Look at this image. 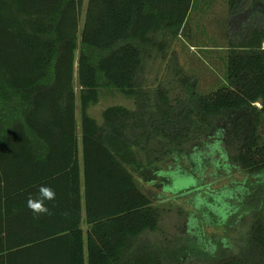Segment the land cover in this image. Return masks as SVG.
<instances>
[{
    "label": "trees",
    "instance_id": "trees-1",
    "mask_svg": "<svg viewBox=\"0 0 264 264\" xmlns=\"http://www.w3.org/2000/svg\"><path fill=\"white\" fill-rule=\"evenodd\" d=\"M193 3L88 0L80 30L83 0H0V264H264V11L229 0L241 31L218 88L180 66V91L144 76ZM104 88L134 107L99 123L89 107ZM178 172L197 182L174 185ZM41 185L56 199L37 217L27 199ZM167 191L193 207L178 237L157 234Z\"/></svg>",
    "mask_w": 264,
    "mask_h": 264
},
{
    "label": "rangeland",
    "instance_id": "rangeland-1",
    "mask_svg": "<svg viewBox=\"0 0 264 264\" xmlns=\"http://www.w3.org/2000/svg\"><path fill=\"white\" fill-rule=\"evenodd\" d=\"M258 1L250 0L253 4L249 16L255 17L257 14L259 15V12L264 11L262 6L256 7ZM87 5L88 0H83L80 30L83 28ZM229 13V0H194L188 20L180 35L171 43L166 59L162 60L160 56L147 59L144 76L148 86L154 88L161 84L163 86H173L175 91H180V88H178L179 82L175 80L174 75L176 66L182 67L184 75L192 76L202 92L214 90L223 84L225 82L229 42L231 39H238V35H236L238 33L236 32L241 31V24L239 23L241 17L237 15L230 16ZM75 78H77V73ZM77 81L78 79L76 80V90L79 94L80 86ZM77 105L79 106V98L77 99ZM111 105H124L133 108L134 99L116 89L104 88L101 90L98 102L89 107V114L94 116L99 123H103V111ZM77 119L80 134L81 117L79 108ZM179 173L172 175L174 185L184 188L186 185L197 182L195 177ZM251 179L255 180L256 177L254 179L252 176ZM229 181L230 178L226 177L212 187H220ZM148 188L153 190L154 194H162L160 189L153 185H149ZM166 196L169 198L167 201L164 199L157 202L163 213L160 230L157 234L162 238L163 235H167L169 238L178 237L185 223V212L192 210L193 207L188 201V197H176L168 191ZM82 226L85 230L87 229L86 221L83 222ZM203 227L208 236L211 234L219 236L223 231L222 227L213 224H203ZM185 264L197 263L188 261Z\"/></svg>",
    "mask_w": 264,
    "mask_h": 264
},
{
    "label": "clouds",
    "instance_id": "clouds-1",
    "mask_svg": "<svg viewBox=\"0 0 264 264\" xmlns=\"http://www.w3.org/2000/svg\"><path fill=\"white\" fill-rule=\"evenodd\" d=\"M56 199L55 191L47 185H41L38 188V193L35 197L30 195L27 199V207L34 213L35 216L50 214V209L46 205V201H54Z\"/></svg>",
    "mask_w": 264,
    "mask_h": 264
},
{
    "label": "water",
    "instance_id": "water-1",
    "mask_svg": "<svg viewBox=\"0 0 264 264\" xmlns=\"http://www.w3.org/2000/svg\"><path fill=\"white\" fill-rule=\"evenodd\" d=\"M259 104V103H258ZM260 105V104H259Z\"/></svg>",
    "mask_w": 264,
    "mask_h": 264
}]
</instances>
